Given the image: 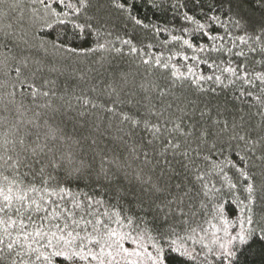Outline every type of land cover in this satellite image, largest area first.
I'll return each instance as SVG.
<instances>
[{
	"label": "snow or ice",
	"instance_id": "obj_1",
	"mask_svg": "<svg viewBox=\"0 0 264 264\" xmlns=\"http://www.w3.org/2000/svg\"><path fill=\"white\" fill-rule=\"evenodd\" d=\"M14 13L0 264L264 255V0H0Z\"/></svg>",
	"mask_w": 264,
	"mask_h": 264
},
{
	"label": "trees",
	"instance_id": "obj_2",
	"mask_svg": "<svg viewBox=\"0 0 264 264\" xmlns=\"http://www.w3.org/2000/svg\"><path fill=\"white\" fill-rule=\"evenodd\" d=\"M244 7L247 8V6ZM16 15H19V13H14L8 18L0 19V27L8 23L16 24V20H15ZM149 15L151 18V14ZM251 259L254 261V264H264V255L260 254L259 252H256V254L253 257H251Z\"/></svg>",
	"mask_w": 264,
	"mask_h": 264
}]
</instances>
